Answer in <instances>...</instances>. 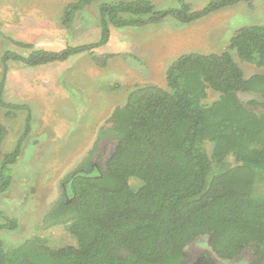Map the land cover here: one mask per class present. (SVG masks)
Here are the masks:
<instances>
[{
  "label": "trees",
  "instance_id": "1",
  "mask_svg": "<svg viewBox=\"0 0 264 264\" xmlns=\"http://www.w3.org/2000/svg\"><path fill=\"white\" fill-rule=\"evenodd\" d=\"M250 1L210 0L198 11L184 0L166 10L151 0L102 2L98 42L3 59L36 67L82 53L94 57L111 29H141L166 18L186 26ZM93 2L77 0L64 21ZM233 55L264 68V25L238 29L218 54L179 56L164 88L133 87L101 129L100 138L114 141L104 168L92 162L94 147L44 216L46 229L62 226L72 242L58 249L38 239L12 249L0 242V264H184L185 249L200 238L216 260L248 252V264H264V76L245 79ZM207 91L217 95L212 102ZM248 92L258 100L245 105L238 95ZM17 157L18 150L4 156L1 175Z\"/></svg>",
  "mask_w": 264,
  "mask_h": 264
},
{
  "label": "rangeland",
  "instance_id": "2",
  "mask_svg": "<svg viewBox=\"0 0 264 264\" xmlns=\"http://www.w3.org/2000/svg\"><path fill=\"white\" fill-rule=\"evenodd\" d=\"M76 1L0 0V168L4 156L18 150L15 162L6 165L2 175L0 171V183L6 181L0 193V242L7 249L35 239L48 249L72 242L62 226L46 229L44 216L94 147L92 162L104 168L114 141L100 138L101 129L133 87L164 88L166 70L179 56L218 54L238 29L264 25V0H251L250 5L240 3L186 26L166 18L141 29H111L107 44L93 49L94 57L82 53L36 67L3 59L6 53L26 57L35 50L57 53L98 42L97 6L111 0H95L71 14L68 24L64 18ZM151 1L157 10L179 7L176 0ZM209 1L184 0L194 11ZM233 57L245 79L264 76V68ZM216 97L207 91L206 102ZM238 98L245 105L258 100L250 92ZM203 240L185 249L189 256L194 252L191 261L197 250L208 252L212 264L252 260L248 252L231 261L216 260Z\"/></svg>",
  "mask_w": 264,
  "mask_h": 264
},
{
  "label": "flooded vegetation",
  "instance_id": "3",
  "mask_svg": "<svg viewBox=\"0 0 264 264\" xmlns=\"http://www.w3.org/2000/svg\"><path fill=\"white\" fill-rule=\"evenodd\" d=\"M199 252V255H197L196 259L194 261H191V257L193 256L191 253V255L189 256L188 254L190 253H184V264H212V261H210V255L208 252H201L199 250H197Z\"/></svg>",
  "mask_w": 264,
  "mask_h": 264
}]
</instances>
